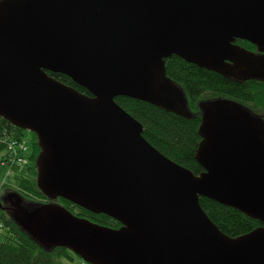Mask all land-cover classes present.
<instances>
[{
  "label": "water",
  "instance_id": "water-1",
  "mask_svg": "<svg viewBox=\"0 0 264 264\" xmlns=\"http://www.w3.org/2000/svg\"><path fill=\"white\" fill-rule=\"evenodd\" d=\"M172 56L237 81L264 80V0H0V117L35 135L36 183L50 202L34 207L16 192L3 201L40 247L87 264H264L263 227L230 239L199 203L264 224V119L228 99L199 103L203 172L195 175L151 146L115 102L190 119L166 76ZM58 199L120 228L78 218Z\"/></svg>",
  "mask_w": 264,
  "mask_h": 264
},
{
  "label": "trees",
  "instance_id": "trees-1",
  "mask_svg": "<svg viewBox=\"0 0 264 264\" xmlns=\"http://www.w3.org/2000/svg\"><path fill=\"white\" fill-rule=\"evenodd\" d=\"M235 44L246 50L256 51L255 46L246 41L237 40ZM165 70L167 78L183 91L192 116L190 119L181 118L148 103L130 98L118 97L115 98V102L143 126V137L151 146L195 175L203 172L202 167L195 160V154L201 142L199 127L202 112L198 107L199 103L228 99L264 119V80L237 81L200 68L176 56L165 60ZM48 75L74 91L92 97L86 89L67 76L52 73ZM23 137L22 130L13 127L0 117V153H4V157L0 160V203L3 195L16 192L29 205L38 207L50 202L39 191L36 183L35 161L40 150L34 134H31L29 141L22 139ZM9 139L30 144L31 153L29 148L23 152L27 157V163L7 165L5 151L7 150L6 142ZM56 202L78 218L104 227L120 228L119 223L105 215L92 214L63 199H58ZM199 203L212 224L222 235L230 239H241L255 229L264 228V224L259 220L249 218L240 211L211 199L201 197ZM0 264L87 263L65 248L56 247L45 250L40 247L18 226L10 212H3L0 204Z\"/></svg>",
  "mask_w": 264,
  "mask_h": 264
},
{
  "label": "built area",
  "instance_id": "built-area-1",
  "mask_svg": "<svg viewBox=\"0 0 264 264\" xmlns=\"http://www.w3.org/2000/svg\"><path fill=\"white\" fill-rule=\"evenodd\" d=\"M7 147H8V151H9V157H8V164H25V160L20 157V154H22L24 152V150H26L28 148V146L25 144V142L20 141L17 142L16 140H11L9 139L7 141Z\"/></svg>",
  "mask_w": 264,
  "mask_h": 264
},
{
  "label": "rangeland",
  "instance_id": "rangeland-1",
  "mask_svg": "<svg viewBox=\"0 0 264 264\" xmlns=\"http://www.w3.org/2000/svg\"><path fill=\"white\" fill-rule=\"evenodd\" d=\"M23 134H24V137L22 138V139H24V140H26V141H29L30 139H31V134H30V132H27V131H23ZM7 143L8 142H6V148L8 149V147H7ZM27 146H28V148H29V150H30V153H31V147H30V144H26ZM3 154L4 153H0V159H1V157L3 156ZM20 157H22L24 160H25V162L27 163V157L25 156V154H20ZM4 163V162H3ZM2 163V164H3ZM7 163H9L8 162V160H7ZM7 165H9V164H7ZM85 263V262H84Z\"/></svg>",
  "mask_w": 264,
  "mask_h": 264
},
{
  "label": "flooded vegetation",
  "instance_id": "flooded-vegetation-1",
  "mask_svg": "<svg viewBox=\"0 0 264 264\" xmlns=\"http://www.w3.org/2000/svg\"><path fill=\"white\" fill-rule=\"evenodd\" d=\"M255 51V50H254ZM253 51V52H254ZM7 194V193H6ZM5 195H3L2 197H1V207H2V210H3V212H5V213H9V212H11L10 210H11V207H10V205L8 204V203H5L4 201H3V197H4Z\"/></svg>",
  "mask_w": 264,
  "mask_h": 264
},
{
  "label": "bare ground",
  "instance_id": "bare-ground-1",
  "mask_svg": "<svg viewBox=\"0 0 264 264\" xmlns=\"http://www.w3.org/2000/svg\"><path fill=\"white\" fill-rule=\"evenodd\" d=\"M5 154L7 155V158H6V159H8L9 154H10L9 151H8V149L5 151ZM3 155H4V154H3ZM3 157H4V156H2L1 159H2ZM1 159H0V160H1Z\"/></svg>",
  "mask_w": 264,
  "mask_h": 264
}]
</instances>
